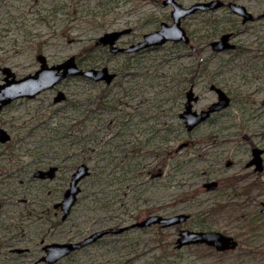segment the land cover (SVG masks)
Listing matches in <instances>:
<instances>
[{
	"label": "rangeland",
	"instance_id": "1",
	"mask_svg": "<svg viewBox=\"0 0 264 264\" xmlns=\"http://www.w3.org/2000/svg\"><path fill=\"white\" fill-rule=\"evenodd\" d=\"M104 11L107 14L103 16ZM263 11L264 0H261ZM169 19V9L161 5V0H0V64L11 67L17 77L39 68L36 58L39 52L47 56L49 64L62 62L74 54L84 68L106 64L111 71H122V77L110 85L71 76L56 89L64 91L67 100L55 103L56 90L47 89L34 98H18L0 111V127L12 135L10 142H0V169H12L14 164L29 161L33 153L42 166L61 165L54 180L37 182L29 189L18 187V177L0 181V202L4 204L0 208V252L17 246L30 247L28 253L11 254L8 258L0 255V264H32L42 252V240H77L98 228L123 220L129 222L132 213H146L147 208H157L163 215L190 212L192 218L184 226L221 230L235 236L239 245L228 251H218L206 244L176 248L177 227H152L107 235L53 264H264V213L261 211L264 173L236 179L230 185L223 178L219 188L198 189L205 177H190V173L206 171L217 163L216 156L205 160L198 155L197 149L203 142H195L169 159L163 178L154 179L137 191L127 187L124 199L123 187L128 182L117 185L108 174L115 170L114 174L118 175L120 169L119 159L114 155H118L114 139L103 143L96 136L88 135L101 126L97 135L104 136L110 132L109 126H113L117 114L123 109L131 111L134 105L138 121L145 120H140V116L149 117V124L161 121L163 109L169 106L164 101L168 86L171 91L174 87L172 82H167L165 73L176 71L180 65L164 61V48L139 54L126 64L128 56H110L95 41L106 31L132 26L133 33L122 40L131 41L152 30L161 20ZM251 37V41L258 38ZM263 40L264 17L261 18ZM241 67L244 65L237 68ZM214 71L215 66L208 67L210 75ZM239 74L240 70H227L218 79L231 89L238 87L252 92L259 82H239ZM2 78L0 73V82ZM195 90L202 95L197 108L215 98L206 80L202 79ZM132 93L136 96H130ZM124 95H128L125 102H120ZM263 100L264 63L261 64V121L258 118L249 121L252 123L249 128L254 130L259 129L261 122V147H264ZM166 114L175 121L174 113L167 111ZM147 122L141 121L139 125ZM208 128L204 126L191 135L201 138ZM157 142L154 139L152 149ZM228 148L230 152L225 155L240 162L234 169L242 170L246 155L241 151L235 155L236 147ZM81 162H87L92 173L82 181L77 203L62 220V211L55 209L53 203L63 197L73 169ZM187 192L198 195L179 201Z\"/></svg>",
	"mask_w": 264,
	"mask_h": 264
},
{
	"label": "flooded vegetation",
	"instance_id": "2",
	"mask_svg": "<svg viewBox=\"0 0 264 264\" xmlns=\"http://www.w3.org/2000/svg\"><path fill=\"white\" fill-rule=\"evenodd\" d=\"M211 1L214 0H171L167 4H163V0H161V5L169 9L170 19L161 20L156 27L147 32L159 29L162 22L172 23V12L176 8V6L179 5L182 10L187 11V14L185 16H182L181 18V26L184 27L186 31V35L189 38L188 41L183 39L167 40L162 44L151 45L140 50H119L117 52L111 51L108 45L95 43L96 46L102 45L108 51L110 56H128L125 60L127 61L126 64L130 63L133 58L136 59L137 55L139 54L148 51L162 50L164 48L165 54L162 55L164 61L169 63L170 65H173L175 62L180 65L179 68L176 69V71L171 73L167 71L165 73L167 82H172L174 87H172L173 91H171L170 87L168 86L169 93L165 97L164 101L165 103L167 102L169 106L163 109V113L161 112V115L163 116L161 117V121L158 120L156 124H149L147 122L149 121V117L144 118L143 116H140V120L145 119L141 121L147 123L142 126L139 125L141 121H138V119H136L137 107L134 105L131 111H125V109H123V111L121 110L120 114H117V117H115L116 119L114 120L115 123L113 124V126H109L110 132H107L104 135L106 136L107 134H110L109 138H105L102 135H100L99 137L97 135L99 128L101 129V126L96 127L93 133H88L89 136H96L98 142L102 141L103 143H109L112 139H114V145L116 146V150L118 153V155H114L119 159L118 165L120 169L118 175L114 174L115 170L108 172V174L112 176L111 178L115 179V182H118L116 183L117 185H122L123 182H128L126 184V187H123V195L125 196L124 199L126 198V194L128 193L127 187H129L131 190L137 191V188H139L140 186L149 184L154 179L163 178V176H165L166 174V168L169 164V159L180 153L182 150L188 149L195 142H203V145L199 146L197 149V152H199L197 153L198 155H201V157H203L205 160H212L213 157L216 156L215 162L217 163H214V165L210 166L206 171L196 170L190 173V177H197L199 175L205 177V179L201 183H199L198 189H201L202 187L204 190L210 191L219 188L224 182L223 178H227L225 180L226 184L230 185L232 182L236 181V179L249 177L251 175L261 176V174L264 173V147H261V122L259 123L258 130L249 128L251 127L250 125H252V123H250L249 121L255 118H258L261 121V64L264 63V61L261 62V57H264V40L261 41V14L264 13V11L261 13V0H219L220 3L215 8H196V6L200 3H208ZM240 6H243V8H245L246 13H241V10H237V8ZM245 14H251V18L245 19ZM125 28H130V30L120 35L115 43L116 46L121 48L129 47L130 45L136 44L137 42L143 40L144 34L147 33L144 32L141 37L124 42L122 41L123 37L133 33L134 31V27L132 26L124 27L122 29ZM252 35L253 39L257 37L258 38L251 41L250 38H252ZM223 36H227L225 43L226 46H224V48L222 49L214 48L213 43L217 40H221ZM211 65L215 66L216 70L212 72V75L208 73V67ZM240 65H244V67L247 68L241 67L240 69H238L237 67ZM103 66L107 65L105 64L97 67ZM232 69L240 70V74L238 75V77H240L238 79L239 82H254V80H257L259 82L255 87L257 89L254 88L252 92H248L238 89V87H235V89H231V87L227 86L228 84L221 83V80L218 79L219 76L223 72ZM112 72H115L116 76L111 83H107L104 80L96 81L87 76L82 77L86 78L87 80L89 79L92 82H104L105 84L110 85L118 77H122V71ZM0 73L2 72L0 71ZM4 76L5 74H3V78L0 83L4 82ZM202 79L203 81L206 80V82L209 83V90L214 93L215 98L210 103L197 108L196 105L200 102L202 95L195 90V87L201 83ZM62 81L49 89L56 90L58 85ZM213 84L225 91L228 96V104L226 106L213 110L205 119L197 123L194 127L188 128L185 122V118L181 117L180 114L185 111L187 103L189 102V90H193V93L190 95L192 108L198 113H202L203 110L208 109L211 105L220 100L219 92L216 89L211 88ZM239 84L241 85V83ZM59 91L60 89L56 90V95ZM65 95V98L61 101L68 99L66 93ZM126 96L128 95L122 96V100H120V102H125L124 98ZM130 96H136V94L132 93ZM61 101L54 100L55 103ZM120 102L119 105H121ZM262 103L264 104V100L262 101ZM112 108L115 109L117 108V106H112ZM167 111H170L172 114L174 113V117H176L174 122L171 121V119H173V116L172 118H170V116L166 114ZM204 126H207L209 128L208 131H206L203 136H201V138L192 137L191 134L194 133V131ZM154 139H156L158 142L156 148H153V150L151 148V144L154 142ZM11 140L12 135L8 141L0 142L7 143ZM170 142H174V145L177 143V145L175 147L174 145H169ZM182 143L184 145L178 148ZM229 146H231V148L236 147L234 152L235 155L237 154V151H241L246 155L247 158L244 157L246 158V162L242 170L234 169V167L240 162L236 161L229 155H225L226 152H230V149L228 148ZM202 151L204 152L202 153ZM108 153H111V151H109ZM30 156H32L31 160L14 164L12 165V169L6 167L1 168L0 176L3 177L0 181L5 182L7 180L6 178H11L12 176L18 177V187L25 190L33 187L37 182H39L40 184V182L52 181L56 178L57 172L61 167L60 164L48 163L47 165L42 166L35 153L30 154ZM108 158L112 159L111 156H108ZM84 163L89 166L87 162ZM52 166H56V170L53 176H48V174H46L47 176L42 177L36 174L37 171H47ZM77 166L73 169L70 175V180L68 186L64 190V193L70 186L73 173L76 170ZM89 170L91 174L92 171L90 166ZM86 177H84L79 182V185L81 187L80 192L82 191L81 183ZM80 192L77 195V201ZM234 192H237V190ZM196 195H198V193L196 192H187L179 198V201L188 199L190 200L192 198H195ZM62 198L60 200H62ZM60 200L55 201L53 203V207L57 210L62 211V218L63 210L60 206H55V204ZM121 200H123V197H121ZM263 202L264 200L261 202V211L263 208ZM3 205L4 204L0 202V208H2ZM70 213L68 214V216L70 215ZM180 213L187 214L188 217L184 221L173 226H165L161 223L140 225L138 224L139 222H142L144 219L151 215H163L162 213L157 212V208H147L146 213H132L129 222H125L126 220L119 221L115 225H110L93 230L86 236L90 235L94 231L103 228H116L125 226H128V228H126L122 232H110L97 239L93 243L97 242L107 235H120L133 229L143 231L152 227H158L161 229L167 227H177V238L179 237L180 231L182 229L197 231L215 230L223 232L218 229H210L206 227H203L202 229H195L184 226L186 222H188L192 218V213L190 212L180 211L163 216H172ZM62 220L64 219L62 218ZM84 237L77 240L75 239L68 241H78L83 239ZM233 237L238 241L235 236ZM48 243L51 242H45L44 240L41 241L40 251L42 252H40L38 257L34 261H32V264H53L45 260H41V258L45 254L44 246ZM77 250L80 249H76L73 252ZM28 252H30V247L17 246L11 247L8 251L0 252V255L8 258L11 254H24Z\"/></svg>",
	"mask_w": 264,
	"mask_h": 264
},
{
	"label": "water",
	"instance_id": "3",
	"mask_svg": "<svg viewBox=\"0 0 264 264\" xmlns=\"http://www.w3.org/2000/svg\"><path fill=\"white\" fill-rule=\"evenodd\" d=\"M171 0H163V4H167ZM219 0H214L208 3H200L196 8L211 9L219 5ZM237 10H241V13H246L243 6L238 7ZM187 14L186 10H182L179 5L173 10V21L172 23L162 22L161 27L157 30L147 32L144 34L143 40L137 42L136 44L130 45L129 47H118L115 45L116 40L120 35L126 33L130 28H125L121 30H112L103 33L98 37L96 44L108 45L110 50L117 52L119 50L125 51H135L142 48L162 44L167 40H186L189 38L186 35L184 27L181 26V18ZM264 13L261 14V17ZM251 18V14H245V19ZM227 36H223L221 40H217L213 43L214 48L222 49L226 46ZM37 59L40 61V67L34 72L29 73L22 77H17L15 72L9 66H1L0 71L5 74L4 82L0 83V111L11 102L18 98L29 97L34 98L42 92L43 90L54 87L63 79L68 76H87L93 80L99 81L104 80L107 83H111L116 76L115 72L110 71L108 66L103 67H81L75 55L67 57L62 62L57 64H49L47 57L43 53H39ZM212 89H216L219 92V101L215 102L208 109L203 110L202 113H198L192 108L190 95L193 90H189V102L187 103L186 109L180 114L181 117L185 118V122L188 128L194 127L197 123L205 119L213 110L226 106L228 104V96L225 91L216 87L214 84L211 86ZM65 92L60 90L55 96V101H61L65 98ZM11 138L10 133L3 127L0 128V141L6 142ZM184 144L179 145L178 148L182 147ZM262 152V150H261ZM262 168V167H261ZM56 170V166L50 167L47 171L41 170L37 171L36 174L42 177L53 176ZM90 174L89 166L82 162L80 163L73 173V177L70 186L64 193L62 200L55 204L56 207H61L63 210L62 218L65 219L70 213L73 205L77 201V195L81 190L79 182ZM262 212H264V202ZM188 217L187 214H175L172 216H163L160 214H154L142 222L140 225H150L152 223H161L165 226H172L184 221ZM128 228L125 227H107L97 231H94L90 235L84 237L78 241H68V242H51L44 246L45 254L41 260H45L49 263H54L59 259L67 256L76 249H80L88 244L93 243L97 239L101 238L105 234L110 232L118 233L122 232ZM205 243L207 245L214 246L219 251L235 249L238 245V241L231 235L224 234L220 231H197L190 229H182L180 231L179 237L176 240V247L181 248L189 244ZM181 264V263H174Z\"/></svg>",
	"mask_w": 264,
	"mask_h": 264
},
{
	"label": "trees",
	"instance_id": "4",
	"mask_svg": "<svg viewBox=\"0 0 264 264\" xmlns=\"http://www.w3.org/2000/svg\"><path fill=\"white\" fill-rule=\"evenodd\" d=\"M105 14H107V11H104V14H103V16H104Z\"/></svg>",
	"mask_w": 264,
	"mask_h": 264
}]
</instances>
